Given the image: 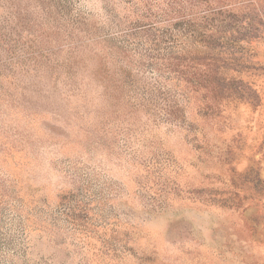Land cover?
Listing matches in <instances>:
<instances>
[{"label": "rangeland", "instance_id": "374dc122", "mask_svg": "<svg viewBox=\"0 0 264 264\" xmlns=\"http://www.w3.org/2000/svg\"><path fill=\"white\" fill-rule=\"evenodd\" d=\"M0 264H264V0H0Z\"/></svg>", "mask_w": 264, "mask_h": 264}]
</instances>
